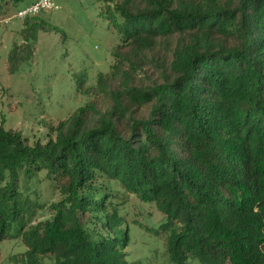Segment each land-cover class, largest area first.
<instances>
[{
    "label": "trees",
    "instance_id": "obj_1",
    "mask_svg": "<svg viewBox=\"0 0 264 264\" xmlns=\"http://www.w3.org/2000/svg\"><path fill=\"white\" fill-rule=\"evenodd\" d=\"M103 1L123 19L115 64L76 79L100 105L46 142L0 123V241L22 238L19 264H145L127 251V192L162 215L170 261L264 264V0ZM133 55L157 77L136 81ZM42 173L49 204L26 185Z\"/></svg>",
    "mask_w": 264,
    "mask_h": 264
},
{
    "label": "rangeland",
    "instance_id": "obj_2",
    "mask_svg": "<svg viewBox=\"0 0 264 264\" xmlns=\"http://www.w3.org/2000/svg\"><path fill=\"white\" fill-rule=\"evenodd\" d=\"M31 1L8 4L0 13V123L33 144L55 137L56 128L88 102L100 105L84 88L77 89L76 79L83 75L85 86H94L100 74L112 70L114 51L121 44L118 22L123 19L103 0H53V8L26 22L16 14ZM37 21L43 28L32 39L30 26ZM158 50L156 54L165 56L164 50ZM133 57L145 62L135 69L136 81L157 77L156 66L145 57ZM26 185L30 197L37 192L41 203L59 197L43 173ZM124 196L122 214L130 228L127 251L131 258L145 264H176L170 261L161 237L153 232L162 221L160 212L130 193L124 192ZM48 214H37L35 220ZM25 250L20 237L0 241V264H19Z\"/></svg>",
    "mask_w": 264,
    "mask_h": 264
},
{
    "label": "built area",
    "instance_id": "obj_3",
    "mask_svg": "<svg viewBox=\"0 0 264 264\" xmlns=\"http://www.w3.org/2000/svg\"><path fill=\"white\" fill-rule=\"evenodd\" d=\"M53 8V0H34L29 5L18 10L16 16L18 18H26L38 14L43 10H49ZM8 22V20H6Z\"/></svg>",
    "mask_w": 264,
    "mask_h": 264
}]
</instances>
